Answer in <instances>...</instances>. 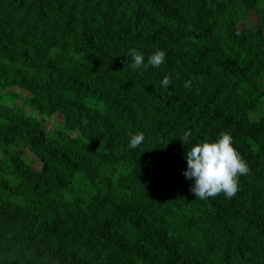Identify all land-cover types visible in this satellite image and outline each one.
I'll use <instances>...</instances> for the list:
<instances>
[{
	"label": "trees",
	"instance_id": "obj_1",
	"mask_svg": "<svg viewBox=\"0 0 264 264\" xmlns=\"http://www.w3.org/2000/svg\"><path fill=\"white\" fill-rule=\"evenodd\" d=\"M105 1L19 0L36 4L38 11L62 24L64 45L80 43L88 56L119 61L121 55L111 49L139 51L142 47L164 51L166 60L158 69L136 70L140 75L133 89L87 72L84 65L55 61L64 73L92 82L124 104L121 115L128 113L138 120L135 126L134 121L114 118L106 141L95 145V151L91 138L47 131L31 117L0 106V149L6 158L11 152L17 158L22 155L12 147L13 131L29 132L26 141L44 163L42 173L32 176L34 183L22 175L16 159L5 163L17 170L14 179L0 164V216L13 222L0 224V264H221L212 259L209 242L214 240V246L224 241L227 264L245 252L252 256L257 250L264 256L260 219L250 211L241 225L235 224L232 205L242 203L235 199L221 210L216 197L195 198L192 182L182 175L185 153L192 144L180 140L186 130L191 131L193 144L215 141L227 132L249 169L239 177V185L264 172V111L260 112L264 90L259 86L264 22L254 31L236 26L239 13L261 0H142L153 17L146 15L139 0H115V8L121 7L128 18L121 15L114 22L109 20L112 8L103 7ZM88 11L92 16L82 19L83 33L77 43L72 26ZM96 16L101 26L93 22ZM85 23L94 29L87 32ZM12 43L27 45L15 39ZM21 48L23 54H37ZM30 69L35 70L34 65L23 68L48 88L76 95L59 76ZM138 135L143 141L131 155L136 163L140 157L145 167L128 184L124 181L128 173H115L111 162L124 160L130 139ZM55 150L71 153L75 161L91 166V189L81 198L83 206L77 212L68 206L77 202L64 199L63 205H57V193H50V188L62 189L77 176L76 166L68 168L63 159L54 157ZM257 193H264V178L249 195L252 204ZM18 220L22 221L19 227ZM185 222L199 226L190 230Z\"/></svg>",
	"mask_w": 264,
	"mask_h": 264
},
{
	"label": "rangeland",
	"instance_id": "obj_2",
	"mask_svg": "<svg viewBox=\"0 0 264 264\" xmlns=\"http://www.w3.org/2000/svg\"><path fill=\"white\" fill-rule=\"evenodd\" d=\"M127 1L129 0H124V2ZM138 2H140L142 10L145 11L146 15L153 17L148 7L143 4L144 2L142 3V0ZM115 3V0H107L103 4L104 8H112L111 15L113 17L109 20L114 22L121 15L124 19L128 18V14L121 13V7L115 8ZM91 16L92 13L90 11L83 13V18L78 17L76 25L72 26V29L76 30L77 43L80 42L79 37L83 33V30H81L82 19L86 20ZM239 17L240 19L236 23V26L241 30L247 32L259 29L260 24L264 22V0H261L259 5L254 8L240 12ZM93 22L99 23L100 26L103 23L99 16L94 17ZM85 28L87 32L94 29L93 25L89 23H85ZM63 30L62 24L53 20L52 17L45 13L38 11L36 4L20 3L19 0L11 2L10 0H0V34L6 37V39L0 37V106L31 117L33 120L38 121L47 131H56L76 138H91L93 143V145L91 144V148L94 150L95 145L103 144L106 141L107 130L109 129L108 125L113 122L114 118L127 119L129 123L134 121L133 124L135 126H137L138 120H132L133 116L128 113L121 115L122 108L125 107L124 104L106 94L99 86H96L92 82L82 80L77 75L64 73L55 61L65 60L63 62L77 63L80 66L84 65L85 71L90 73L97 72L106 80L121 83L130 89H133L136 76L138 77L140 74L136 73V70H128L132 63V58L126 55L127 50L118 51L111 49V52H119L117 55L120 54L122 57L119 61L114 59L104 60L102 57H91L83 53L79 45L80 43H75L74 46L72 44L64 45V40L60 36ZM151 30L152 28H149L146 31ZM14 39L22 41L27 45H15L12 43ZM68 39L70 38H66V41ZM21 46L30 50L31 52L28 51L30 53L37 51V54H35V57L26 53L23 54L24 49ZM139 51L144 54L145 61L148 55L155 52L154 50L142 47ZM30 64L34 65L35 68V70L30 69V71L39 75L46 73L66 80L67 85L71 88L70 90L75 91L76 95L67 96L61 94L58 90L48 88L41 80L23 70V68L29 67ZM17 67L20 68L17 69ZM259 86L264 90V68L259 80ZM128 110L130 112L135 111L133 108H128ZM263 111L264 98L260 112L263 113ZM136 117H138V114H136ZM27 134L29 132L18 133L13 131L11 136L14 139L12 147L14 150H21L22 155L18 158L17 153L11 152L8 155L10 159L18 161L20 171L28 179L29 183H34L36 180L32 179V176L42 173L44 163L40 155L34 152L26 141ZM137 148L140 149L139 145ZM127 149L124 160H113L111 166L115 173L126 171L128 176L125 177L124 181L129 184L143 171V167L145 166L140 157H138L136 163L135 157L131 155L133 151L135 152V148ZM97 150H100V146L97 147ZM47 153L49 156L51 155V153ZM53 154L55 158L63 159L68 168L76 166L77 176L74 182H66L62 189L50 188V193H57V205H63L64 199L72 203L77 202V205L68 204V206L73 207L74 212H77L83 206L81 198L90 192L91 189L88 179L89 175L92 174L90 172L91 166L89 167L83 162L75 161L73 155L66 151L55 150ZM105 157L108 159L110 156L105 155ZM9 158H6V155L0 149V164L3 166L2 169H4L5 174L14 179L15 176L17 177V170L14 166L9 168L5 164ZM27 175L31 176V178ZM44 178L39 179L44 181ZM254 178L256 179L252 182L249 179L242 181L238 191L230 199L226 198L223 193L215 196L221 210L225 209L226 205L235 199L242 203L241 205H232V211L236 213V225H241L243 217L246 214L248 215L250 211L251 215L256 219H260V222L264 225V193H257V197H253L255 204H252L249 199L252 189L257 187L264 178V172L259 177L255 176ZM42 188L46 189V187ZM92 193L93 190H91ZM210 215L212 216L213 214L211 213ZM6 222L12 221L5 216H0V224L2 225V223L5 224ZM16 223L17 227H19L22 221L18 220ZM6 224L8 225V223ZM185 225L192 230L193 228H197L199 223L194 222L190 224L185 222ZM235 231L238 233L239 229L236 228ZM208 237L209 235L206 236V241ZM3 239L5 240L6 237ZM214 241L209 242L210 246H212V259L220 261L221 264H227L224 241L219 240L218 245L215 246ZM214 247H217V249H214ZM245 253L243 257H238L234 261L228 260V264H264L262 252L255 250L252 256H250L249 252ZM12 254L16 255V252ZM198 264L200 263L198 262Z\"/></svg>",
	"mask_w": 264,
	"mask_h": 264
},
{
	"label": "clouds",
	"instance_id": "obj_3",
	"mask_svg": "<svg viewBox=\"0 0 264 264\" xmlns=\"http://www.w3.org/2000/svg\"><path fill=\"white\" fill-rule=\"evenodd\" d=\"M126 55L132 58L130 67L133 70L159 68L166 60L162 50L148 55L146 61L144 54L135 48L129 49ZM163 84H168L167 78ZM191 136V131L186 130L180 137L183 144H192L190 150L185 153L186 168L182 170L185 179L192 182L191 192L195 198L201 200L220 193L230 199L238 191L239 177L249 171L246 162L233 146V137L225 132L215 141L193 144ZM142 141V135L135 136L130 139L129 147L136 148Z\"/></svg>",
	"mask_w": 264,
	"mask_h": 264
}]
</instances>
